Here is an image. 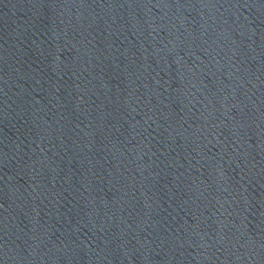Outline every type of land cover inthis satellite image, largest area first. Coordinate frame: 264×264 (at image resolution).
Wrapping results in <instances>:
<instances>
[{"label":"water","instance_id":"obj_1","mask_svg":"<svg viewBox=\"0 0 264 264\" xmlns=\"http://www.w3.org/2000/svg\"><path fill=\"white\" fill-rule=\"evenodd\" d=\"M0 196L264 264V0H0Z\"/></svg>","mask_w":264,"mask_h":264}]
</instances>
